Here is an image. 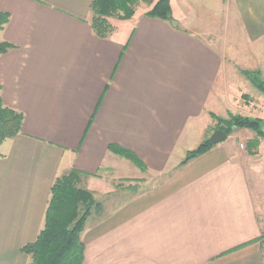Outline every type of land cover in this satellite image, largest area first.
Listing matches in <instances>:
<instances>
[{
  "label": "crops",
  "instance_id": "0c3cea01",
  "mask_svg": "<svg viewBox=\"0 0 264 264\" xmlns=\"http://www.w3.org/2000/svg\"><path fill=\"white\" fill-rule=\"evenodd\" d=\"M213 1L223 34L193 30L221 21L209 17L212 0H179L178 14L171 0L175 24L137 11L101 38L93 0H0L10 14L0 40L14 45L0 54V94L24 114L22 132L0 145V264L30 263L22 248L44 228L58 177L76 168L96 191L145 175L114 144L163 178L95 195L103 211L82 233L84 264H264V159L248 145L256 132L235 129L182 164L212 114H235L217 112L226 105L264 121V93L243 73L264 79V0Z\"/></svg>",
  "mask_w": 264,
  "mask_h": 264
},
{
  "label": "trees",
  "instance_id": "16d2710c",
  "mask_svg": "<svg viewBox=\"0 0 264 264\" xmlns=\"http://www.w3.org/2000/svg\"><path fill=\"white\" fill-rule=\"evenodd\" d=\"M141 2L151 5V8L144 12L145 16L175 24L171 0H93L91 26L95 34L101 38H110L116 29L113 19H132L136 16ZM9 19L8 12L0 11V31ZM13 47V44L0 40V54L8 52ZM243 73L264 93V79L260 72L243 71ZM1 90L0 82V92ZM212 116L218 118L217 129L224 130L228 135L240 128H248L256 132V138L248 144L251 151L259 147L260 139H264V123L260 118L239 114H230L228 118L217 117L214 114ZM23 123L24 114L6 106L0 94V145L5 140L20 134ZM215 144L210 139L204 140L197 148L187 153L182 164L206 153ZM109 148L113 153L129 159L142 170H147L146 165L133 151L115 144L110 145ZM88 176L89 174L74 168L68 174L56 179L51 188L44 228L34 242L22 248V251L31 257L29 264H84L86 247L82 233L89 218L103 211V205L96 199L94 193L81 186Z\"/></svg>",
  "mask_w": 264,
  "mask_h": 264
},
{
  "label": "rangeland",
  "instance_id": "374dc122",
  "mask_svg": "<svg viewBox=\"0 0 264 264\" xmlns=\"http://www.w3.org/2000/svg\"><path fill=\"white\" fill-rule=\"evenodd\" d=\"M172 1L174 2V5H175V12L178 14V12H179V0H172ZM150 8H151V5H149V4L145 3V2H141L138 5V11H141V12L142 11H146V10H148ZM210 8L212 9V11H209V17L210 16H211V18H215L216 17V18H218L221 21H198L202 25L200 27H193V30L194 31H198V32H202L203 31L201 29L202 26H205V28H207V29L211 28L213 30L214 29L218 30V29L221 28V32H222L221 34H223L224 33V29L227 28V25H226V22L227 21H222L223 18H222V15L220 13L219 7H218V5L213 0H212V2L210 4ZM214 15H217V16H214ZM118 22H121V21H117V22L114 21V23L116 25H117ZM191 22H192L193 25H190V27L194 26V21H191ZM216 23H218L217 26H216ZM243 81H246V80H243ZM245 83H248V85H251L249 89H251V87H253L252 84L249 81H246ZM259 95H261L262 97H264V94H262V93H260ZM226 106L227 107H225V109H223V110H220V111L217 110V112L221 116H223L226 113H229V111H231L232 113H235V114H243L244 115V111H242L241 109H237V106H234V107H233V105H226ZM255 107H257V109H258V106H255ZM240 108L243 109V106H241ZM250 110H252V107L250 108ZM249 116H251V115H249ZM214 121H215V124L214 125L213 124H210L209 127H207L208 130L204 129V134L205 135H203V138L201 140L204 141L206 139H210L211 136H212V134L216 131L215 129H217V127L219 126L218 118L217 119H214ZM263 123H264V121H263ZM243 143L245 145H247L246 142H243ZM263 144H264V139L260 142V145H259V147L257 149L259 150V148L262 147ZM143 172H145V175L142 176V177H140V178L117 179V180L114 181V183H110V185H108V186L106 184H102V185H100V186H98L96 188V191L93 190L95 192L94 195L97 196V199L98 200H104L107 197L106 194H110L111 192L112 193H114V192L120 193V191H117V189H125L126 192H128V193L131 194V187L132 186L137 185V189H138V192H139V190L142 187H143L142 189L144 190L145 187L146 188L149 187L150 184L154 185L158 181H161L162 178H163V176L152 175L150 173H147L144 170H143ZM164 178H165V176H164ZM132 180H134V182H132ZM87 184H88V182L86 181V178H85V180L83 181V184L81 186H83L85 188H88L87 187ZM112 205H114V204H112ZM259 214H260V217H261L262 222H264V203L263 204H260V206H259Z\"/></svg>",
  "mask_w": 264,
  "mask_h": 264
},
{
  "label": "water",
  "instance_id": "95a60500",
  "mask_svg": "<svg viewBox=\"0 0 264 264\" xmlns=\"http://www.w3.org/2000/svg\"><path fill=\"white\" fill-rule=\"evenodd\" d=\"M228 138V134L222 130V129H217L211 136L210 140L213 143H219Z\"/></svg>",
  "mask_w": 264,
  "mask_h": 264
},
{
  "label": "built area",
  "instance_id": "2783aa9c",
  "mask_svg": "<svg viewBox=\"0 0 264 264\" xmlns=\"http://www.w3.org/2000/svg\"><path fill=\"white\" fill-rule=\"evenodd\" d=\"M242 148H247V145H245L244 143L241 144ZM258 153L260 154V156L264 159V144L262 147L259 148Z\"/></svg>",
  "mask_w": 264,
  "mask_h": 264
}]
</instances>
